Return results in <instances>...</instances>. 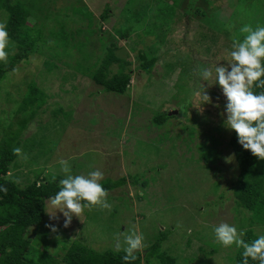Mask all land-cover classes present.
I'll return each instance as SVG.
<instances>
[{"label":"rangeland","instance_id":"obj_1","mask_svg":"<svg viewBox=\"0 0 264 264\" xmlns=\"http://www.w3.org/2000/svg\"><path fill=\"white\" fill-rule=\"evenodd\" d=\"M23 1L31 6V18L44 33L38 51L0 81V128L7 132L13 124V114H18L21 96L31 80L45 90L46 102L19 115L30 118L10 176L13 174L12 179L21 187L35 178H65L61 160L68 161L73 175L100 170L104 173L100 182L126 176L123 185L108 191L110 209H85L68 227L63 226L62 213L50 207L47 200L42 225L28 232L35 250L47 248L62 255L61 242L68 245L74 241L96 251L115 250L116 237L123 243L124 235L133 231L142 233L149 246L159 228L169 229L162 246L173 249L175 264H236L232 261L237 248L222 247L213 233V226L222 221L235 224L238 230H243L246 223L232 198L230 181L235 162L225 160L232 156L227 139L233 130L224 126L226 98L214 79L207 82L209 86L204 82L210 102L204 104L196 95L202 89L196 69L226 64L231 59V37H241L239 29L243 25L264 26V0H235L230 5V0H210L207 5L198 0L196 5H201L203 14L189 21L187 16H179L178 32L170 36L174 42L168 44L158 43L154 35L144 32L151 10L138 26L128 21L132 24L128 38L115 36L112 28L126 25L131 17L124 14V0H83L86 7L78 6L79 12H75L71 0ZM187 2L183 6L186 10ZM106 4L116 16L112 14L102 22V31L108 37L104 41L96 36L95 17L99 18ZM193 10L189 16H193ZM90 15L94 22L87 20ZM185 23L189 27L185 28ZM228 25H232L231 32ZM89 30H95V35H89ZM113 41L118 48L116 54L130 62L128 68L133 70L126 95L104 93L91 79L63 65L68 61L63 56L75 57L73 49L81 56V45H85L86 53L82 63L88 64L104 53L102 42L108 45ZM208 47L210 52L206 53ZM152 48L156 53L151 55L158 60L151 71L137 69L138 52L149 54ZM72 61L77 62L76 58ZM13 96L19 99L12 102ZM160 112L178 115L163 128L152 122ZM201 115L211 122L212 130L216 126L210 134L217 140L207 138L209 124H201L205 121ZM206 138L209 143L215 142L221 159L205 158L212 150L202 146ZM143 182L145 185H141ZM49 224L57 228L55 233L46 227ZM197 224L194 238L192 226ZM249 227L255 235L264 233V224L259 221ZM188 237L191 242L186 246ZM151 264L158 262L152 260Z\"/></svg>","mask_w":264,"mask_h":264},{"label":"trees","instance_id":"obj_2","mask_svg":"<svg viewBox=\"0 0 264 264\" xmlns=\"http://www.w3.org/2000/svg\"><path fill=\"white\" fill-rule=\"evenodd\" d=\"M71 1V4L75 3V8H73L75 12H79L77 9L78 6L84 5L81 9L86 7L83 0ZM111 1L113 0L109 2ZM193 1L195 2L191 3L190 0H184L183 2L181 0H124L128 8L124 9V14L125 16L131 15V17H128L129 19L126 25H120L118 27L116 25V27H113L112 32L116 37L128 38L132 29L131 23L138 26L141 20L145 19L144 16L147 14V11L151 10L149 23L145 27L144 32L148 35H154L158 43L168 44V42H174L170 36H174L178 32L176 25L179 21L177 19L179 16L183 14L188 17L187 19L189 21V19L203 14L202 11L204 9L201 5H196L198 0ZM199 1H201V4L207 5L206 2L210 0ZM232 1L235 0H230L229 5ZM109 2L107 3L110 4ZM185 2H187L186 6L189 8L188 10L183 7L185 6ZM108 4L103 7L99 18L95 17L97 23V29H95L96 36L98 35L97 38L100 37L104 41L108 37H105L102 31V22L106 21L112 14L116 16L115 12H111ZM53 7L56 8L55 3ZM115 9L119 10V8ZM190 10H193L191 13L193 16H189ZM0 14H3V17H0V22L6 25L11 41L7 50L9 52L14 50L12 54H9L6 63L0 62V81H2L8 72L14 70L21 62L26 63L29 56L34 55L38 51L39 39L44 32L37 28L38 22L31 18V16H34L31 6L23 0H0ZM90 16L91 18L87 20L94 22L92 20L93 16ZM184 25L185 28L189 27L187 23ZM95 30H89V35H95ZM242 37L243 35L240 38L242 39ZM76 47H83V51H80L82 53L81 56L73 49L72 56L75 55L74 58L71 59L63 56V58H68V61H64V64L62 63L64 66L91 79L104 93H111L112 96L126 95L127 88L130 86L129 81L133 70L132 68H128L131 65L130 62L116 54L118 48L116 47L115 41L109 42L108 45L102 42L104 53H101L100 58L88 64L82 63L86 55L84 52L85 45H81V47L77 45ZM154 49L152 48L149 54L143 51L138 52L137 58L140 63L137 69L145 72L151 71L158 60V57L151 55L156 53ZM205 51L209 53V47L207 49L205 48ZM77 54L79 55L78 59ZM75 58L77 60L76 63L72 61ZM56 68L55 66L53 71ZM262 90L264 89L253 88L255 93H259ZM24 91L25 93L23 95L21 94L22 96L20 95L18 114L16 112L13 114L15 121L13 118L11 119L13 124L9 126L7 132L0 128V185L7 188L6 194L0 193V264H125V261L122 259L124 255L123 250L119 252L112 249L96 251L77 241L68 245L61 242V248L64 250L62 255L58 252H49L47 248L38 251L35 250L37 247L32 243V237H29L28 232L42 225L45 218V202L50 196L55 195L59 189L58 181L63 178L55 177L51 180H46L41 177L35 178L21 187L18 185L19 183L17 184L12 179L13 174L12 177L10 176L11 166L18 156L14 152V149L20 147L21 140H23L22 135H24L22 132L30 118H23L19 115L21 112H27L33 106H36L38 109L46 102L44 98L45 90L43 91L39 88L35 81L31 80L26 85V90ZM17 98L19 99V97ZM17 98L13 96L11 101H17ZM39 112L45 114V111L43 113L41 111ZM177 115L178 113L171 115L167 112H160L153 117L152 122L161 127L164 125L167 126L169 120L171 118H177ZM201 116H203L201 119L205 118L204 115ZM205 123L207 125L209 124L206 128L207 135L209 134L207 138L217 140V137L215 138L210 134L211 132H215L216 126H213L212 130L211 122L206 118L201 124ZM207 138L202 146L208 145L212 150L211 152L207 151L205 158H210V160L213 158L215 161L221 159L219 151H216L213 146L215 142L210 140L209 143ZM227 140V147L231 150L235 162V170L232 171L230 181L233 190L232 198L235 204V210L241 213L238 215H242V218L246 222L245 227L243 226L245 233L243 239L250 242L256 238V235L253 234V229L249 226L252 223H257V221L260 224H264V160H259L249 150L243 149L237 142V136L234 130L228 136ZM125 180L126 176H122L116 180L108 179L100 183L107 191H112L123 185ZM137 182V179L134 180V183ZM141 185H145V182ZM197 226L199 224L192 226L194 238H197L195 231ZM155 231L157 235L153 236L147 248L136 253L137 259L132 264H151L152 260L157 261L158 264H175L177 257L174 256L175 253H171L173 249L162 246L164 240L167 238L169 229L161 231L157 228ZM187 240L186 246H189L191 238L188 237ZM237 250L235 261L233 260L232 262L240 264V260L242 259L241 252L243 250ZM249 264H258V262L249 260Z\"/></svg>","mask_w":264,"mask_h":264},{"label":"clouds","instance_id":"obj_3","mask_svg":"<svg viewBox=\"0 0 264 264\" xmlns=\"http://www.w3.org/2000/svg\"><path fill=\"white\" fill-rule=\"evenodd\" d=\"M232 25H228L231 32ZM239 32L242 39L236 35L231 37V50L228 52L230 60L226 64L213 68L198 66L196 74L202 82V89L196 93L202 102H210L206 93L205 83L215 80L222 94L226 98V120L224 126L234 130L237 142L245 150L264 160V90L255 93L253 88L264 89V26L243 25ZM10 37L7 27L0 23V62L6 63L10 46ZM209 86V84L207 83ZM20 149H14L16 154ZM233 156L225 158L231 162ZM61 171L65 178L58 181L59 189L54 196L48 198V205L62 213L63 226L68 227L73 217H80L85 209L99 206L102 209H110L107 201L108 191L100 181L104 173L100 170H92L87 175H73L68 161H59ZM0 193H7V188L0 185ZM50 215V218H55ZM55 233L54 225H46ZM214 238L222 247L235 246L242 249L240 264H249V260L264 264V233H258L250 242L243 239L244 231L238 230L237 226L228 222H220L213 226ZM147 248L142 233L133 231L124 235L123 243L119 236L116 237L115 250L124 252L122 259L125 264H132L137 259L136 253Z\"/></svg>","mask_w":264,"mask_h":264},{"label":"water","instance_id":"obj_4","mask_svg":"<svg viewBox=\"0 0 264 264\" xmlns=\"http://www.w3.org/2000/svg\"><path fill=\"white\" fill-rule=\"evenodd\" d=\"M175 112V111H174ZM172 112H169V114H171Z\"/></svg>","mask_w":264,"mask_h":264}]
</instances>
